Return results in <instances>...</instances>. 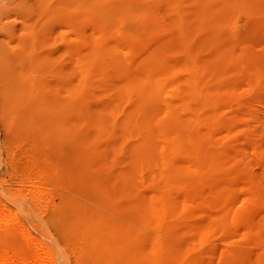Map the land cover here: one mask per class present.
Masks as SVG:
<instances>
[{
	"label": "rangeland",
	"instance_id": "rangeland-1",
	"mask_svg": "<svg viewBox=\"0 0 264 264\" xmlns=\"http://www.w3.org/2000/svg\"><path fill=\"white\" fill-rule=\"evenodd\" d=\"M99 1L0 0V264L43 248L48 264H95L82 245L90 214L142 233L161 146L191 185L169 196L185 204L160 232L188 249L174 264H264V0ZM172 113L199 118L195 142L165 141Z\"/></svg>",
	"mask_w": 264,
	"mask_h": 264
},
{
	"label": "bare ground",
	"instance_id": "bare-ground-1",
	"mask_svg": "<svg viewBox=\"0 0 264 264\" xmlns=\"http://www.w3.org/2000/svg\"><path fill=\"white\" fill-rule=\"evenodd\" d=\"M87 1V0H86ZM94 2H95V5L97 4V2H99L100 3V1L99 0H93ZM67 2H68V0H67ZM74 2V1H73ZM103 2H105V1H103ZM83 3V2H82ZM93 3V2H92ZM121 3V2H120ZM123 3H125V2H123ZM75 4V3H74ZM87 4H89V3H87ZM94 4V3H93ZM106 4V3H105ZM108 4V3H107ZM106 4V5H107ZM119 4V3H118ZM97 5H99V4H97ZM96 5V6H97ZM109 6H110V4H108ZM114 5V4H113ZM115 5H117V4H115ZM114 5V6H115ZM91 6V5H90ZM104 6V5H103ZM103 6H101V7H103ZM99 7H100V5H99ZM98 7V8H99ZM100 7V8H101ZM132 8V7H131ZM92 9V8H91ZM94 9V8H93ZM102 9V8H101ZM129 10V9H128ZM133 10H134V8H133ZM95 11V10H94ZM107 11V10H106ZM104 12H105V10H104ZM108 12V11H107ZM123 12V11H122ZM116 13V12H115ZM133 13V12H132ZM138 13V12H137ZM96 14H97V12H96ZM123 14V13H122ZM135 14V13H134ZM99 15V14H98ZM106 15H109L108 13L107 14H105V17H106ZM125 15V14H124ZM123 15V16H124ZM127 15H129L128 14V12H127ZM101 16V15H100ZM133 16V15H132ZM98 17V16H97ZM112 17V16H111ZM110 17V15H109V19L111 18ZM117 17V16H116ZM118 18H121V17H118ZM118 18H116V19H118ZM124 18V17H123ZM126 18V17H125ZM129 18V17H128ZM103 19V18H102ZM107 19V18H106ZM106 19H105V21H106ZM115 19V17H113V19H111V20H114ZM115 19V20H116ZM99 20V19H98ZM110 20V21H111ZM118 20H120V19H118ZM128 21V20H127ZM99 22H101V21H99ZM113 22V21H112ZM114 22H117V20L116 21H114ZM130 22V21H129ZM110 22L108 21V19H107V24H109ZM118 24H119V22H118ZM117 25V24H116ZM103 26V25H102ZM101 26V27H102ZM113 26H115V25H113L112 24V27ZM125 26V25H124ZM118 27V26H117ZM107 28H109V27H106V30H107ZM104 29V28H103ZM100 30V29H99ZM107 32H109V31H107ZM101 33V32H100ZM117 33V32H116ZM99 34V33H98ZM105 38V37H104ZM103 40V39H102ZM96 42V41H95ZM94 44V43H93ZM97 45V44H96ZM94 46H95V44H94ZM113 46V45H112ZM102 47V46H101ZM116 47V46H115ZM93 48V47H92ZM95 48H96V46H95ZM98 48V47H97ZM99 48H100V45H99ZM107 49V48H106ZM105 49V50H106ZM100 50V49H99ZM103 50V49H102ZM107 51V50H106ZM105 51V52H106ZM108 54V53H107ZM113 54V53H112ZM111 54V55H112ZM116 55V54H115ZM114 55V56H115ZM125 55V54H124ZM116 58H118V56L116 57ZM189 59V58H188ZM117 60V59H116ZM84 60H82V62H83ZM91 62V61H90ZM95 62H97V61H95ZM118 62V61H117ZM159 62H161V61H159ZM109 63V62H108ZM88 64H89V61H88ZM116 65V64H115ZM121 65V64H120ZM186 65V64H185ZM147 66V65H146ZM164 66V65H163ZM188 67V66H187ZM190 67V66H189ZM85 68H87V67H85ZM88 68H90V67H88ZM87 68V70H89ZM97 68V67H96ZM95 68V69H96ZM165 68H166V66H165ZM191 68V67H190ZM84 69V68H83ZM186 69V68H185ZM85 70V69H84ZM86 70V71H87ZM99 70V69H98ZM188 70V69H187ZM83 72V71H82ZM81 72V73H82ZM199 72V71H198ZM171 73H169V75H170ZM189 74V73H188ZM212 74V73H211ZM217 74V73H216ZM156 75V74H155ZM171 76V75H170ZM173 76V75H172ZM171 76V77H172ZM217 76H218V74H217ZM220 76V75H219ZM82 77H84V82L86 81V79H85V76H83V74H82ZM189 77H190V75H189ZM194 77V76H193ZM192 77V78H193ZM198 77V76H197ZM87 78V77H86ZM154 78V77H153ZM168 78V77H167ZM173 78V77H172ZM220 78V77H219ZM88 79V78H87ZM154 79H156V78H154ZM164 79V78H163ZM170 80H171V78H169ZM191 79V78H190ZM83 80V79H82ZM161 80V79H160ZM195 80V79H194ZM88 81V80H87ZM154 81V80H153ZM157 81V83L155 84V83H153L154 85H158V88H159V86H160V84H161V82H160V84L158 83V80H156ZM191 81V80H190ZM134 82H136V81H134ZM194 82V81H193ZM216 82H218V81H216ZM215 82V83H216ZM150 83V82H149ZM188 83V82H187ZM192 83V82H191ZM211 83V82H210ZM28 84V83H27ZM139 84V83H138ZM185 84V83H184ZM197 84V83H196ZM196 84H192V85H195L196 86ZM218 84H220V83H218ZM135 85H136V83H135ZM134 85V86H135ZM146 85H147V83H146ZM153 85V86H154ZM162 85V84H161ZM186 85V84H185ZM191 85V84H190ZM191 85V86H192ZM30 86V85H29ZM138 85H136V87H137ZM143 86V85H142ZM204 86V85H203ZM202 86V87H203ZM133 87V86H132ZM139 87V86H138ZM145 87V86H144ZM156 88H157V86H155ZM154 87V88H155ZM161 87V86H160ZM196 87H199V86H196ZM193 88H195V87H193ZM207 88V87H206ZM84 89H86V88H84ZM137 89V88H136ZM139 89H141V87L139 88ZM146 89V88H145ZM150 89V88H149ZM78 90V89H77ZM81 90H82V87H81ZM124 90H125V88H124ZM217 90V89H216ZM130 91V90H129ZM188 91V90H187ZM197 88H196V91H195V89H194V91H189V94L187 93V94H185L186 96L184 97V99H183V101L181 102L182 104H181V107H180V110H181V108L183 109V112H184V110H186V112L187 111H191V108L189 109L188 107H189V102L188 101H186L187 99H191V97H193V99H194V96L196 95V94H198V96H197V98L199 97V93H197ZM202 91V90H201ZM215 91V90H214ZM213 91V92H214ZM75 92V91H74ZM152 92H157V90L155 91L154 89L152 90ZM205 92V91H204ZM76 93V92H75ZM75 93H72V94H75ZM79 93H80V91H79ZM84 93V92H83ZM202 93V92H201ZM214 94V93H213ZM225 94V93H224ZM226 94H227V92H226ZM180 95H182V93L180 94ZM210 95V94H209ZM216 95V94H215ZM73 96V95H72ZM82 97V96H81ZM207 97V96H206ZM214 98H215V96H213ZM213 97H211V98H213ZM79 97H77L76 99H78ZM195 98H196V96H195ZM218 98V97H217ZM231 98V97H230ZM83 99V98H82ZM181 99V100H182ZM81 100V99H80ZM80 100H78V101H80ZM195 100V99H194ZM209 100V99H208ZM208 100H207V102H208ZM215 100H216V98H215ZM74 101H75V99H74ZM191 101V100H190ZM204 101V100H203ZM210 101V100H209ZM220 101V100H219ZM225 101V100H224ZM76 102V101H75ZM74 102V103H75ZM189 104H188V103ZM210 102H215V101H210ZM221 102V101H220ZM74 103H73V105H74ZM224 103V102H223ZM80 104V103H79ZM206 104V103H205ZM208 105V104H207ZM180 106V105H179ZM209 106V105H208ZM216 106V105H215ZM222 107V106H221ZM177 108H179V107H177L176 106V109ZM216 109V108H215ZM214 109V110H215ZM78 110H80V108L78 109ZM179 110V111H180ZM178 111V112H179ZM193 111V110H192ZM211 112V111H210ZM169 113H171V111L169 112ZM181 113H182V111H181ZM180 113V114H181ZM196 113H198L197 111H196ZM168 114V113H167ZM180 114L178 115L179 117L178 118H180ZM169 115V114H168ZM171 115V114H170ZM169 115V116H170ZM174 115V113H172V116ZM175 117L177 118V114H176V112H175ZM184 115H185V112H184ZM168 116V117H169ZM206 116V115H205ZM174 116H173V119H175L174 120V122H173V129H174V135H171V140H169L170 139V136H167V140L165 139V141L166 142H170L171 144H173L174 145V147L175 146H178V145H180V144H182V143H189V142H192V141H196L197 139H194V137L192 136H190V132L188 133L187 132V129H189V126H192V125H195V124H199V118H197V116L195 117H193V118H195V119H191L192 120V123L191 122H182L181 120H183L185 117H183V116H181L182 117V119L180 120V119H176ZM191 117V116H190ZM170 118H171V116H170ZM211 118V117H210ZM173 119H169V120H173ZM168 120V121H169ZM186 120H187V118H186ZM190 120V121H191ZM194 120V121H193ZM205 120V119H204ZM211 120V119H210ZM145 121V120H144ZM203 121V120H202ZM207 122V121H206ZM211 122V121H210ZM215 122V121H214ZM143 123V122H142ZM204 123V122H203ZM209 124V123H208ZM212 124V123H211ZM169 125L171 126L172 124H171V122L169 123ZM204 125H206V124H204ZM213 125V124H212ZM196 126V125H195ZM143 127V126H142ZM172 127V126H171ZM200 127V126H199ZM195 128V127H194ZM148 129V128H147ZM205 129V128H204ZM192 130V129H191ZM202 131H203V129H202ZM136 132V131H135ZM193 133V135H194V131L192 132ZM206 133V132H205ZM198 134V133H197ZM137 135V134H136ZM141 135V134H140ZM207 135V134H206ZM203 136V135H202ZM144 137V136H143ZM199 137L200 136H198V139H199ZM204 138V137H203ZM144 140V139H143ZM194 141V142H195ZM208 141V140H207ZM210 141V140H209ZM206 142V141H205ZM204 142V143H205ZM170 143H169V145H170ZM197 143H200V142H197ZM163 144H165V142L163 143ZM166 144H168V143H166ZM168 145V146H169ZM190 145V144H189ZM188 145V146H189ZM197 145H201V144H197ZM170 147V146H169ZM199 147V146H198ZM162 148H164V149H162ZM202 146H201V150H202ZM160 149H161V151H160ZM160 149H159V152H158V156H159V154H160V157L159 158H161L162 160L161 161H159V162H161L162 163V161H164L163 162V164H166L167 166H165V168H163V171L161 172V176H160V178H159V182H160V185L157 187V184H156V186L155 187H157L156 188V190L157 191H155L156 193H154L153 192V196H151L150 198H149V200L148 201H146V203L145 204H143L142 205V207H140V209H138L139 210V212H137L136 214H137V221H138V223L141 225L139 228H143V232L141 233V231H131V230H127V229H121V228H119L118 226H116L115 224H114V222H111L110 221V219H104V217H102L100 214H90L88 217H86V220L84 221V223H83V228L84 229H82V232H83V230H84V232L85 233H83L84 235H83V237H84V239L83 240H85V242L86 243H84L83 242V244L82 245H84V244H86V248H85V250H87L88 252H90L89 254H90V256L92 255L93 256V258L92 259H94L93 260V263H95V264H174L175 262H177L178 260H179V257H185V256H187L188 254V249L186 248L185 250H178L175 246H173L172 244H169L168 242H166V241H164L163 240V237L164 236H161L160 235V232H161V230L162 229H164V228H166L165 226H166V217L167 216H176V213L178 214V212H179V210H177V207H182V206H184V204L185 203H183L184 201H182L181 200V204H180V206H177L176 204H174V203H172L170 200H169V196L171 195V193L172 192H174V191H178V190H180V189H184L186 186H187V184H188V188H189V186H191L190 185V183H189V180H188V183H186L185 181H183L184 179L183 178H180L181 176L180 175H182V174H185L186 172H187V164H186V162H185V164H186V168H177V167H175V166H173V164H172V161H170L169 162V154H172L171 152L173 151H171L170 153H169V149L167 148L166 149V146H161L160 147ZM166 149V150H165ZM171 149V148H170ZM176 149H178V147H176ZM196 149H198V148H196ZM212 149V148H211ZM210 149V150H211ZM194 150V149H193ZM199 150H200V148H199ZM200 150V151H201ZM136 151V150H135ZM152 151V150H151ZM167 151V152H166ZM206 151V150H205ZM176 152H177V150H176ZM191 152V151H190ZM169 153V154H168ZM179 153V152H178ZM185 153V152H184ZM184 153H182V154H184ZM193 153V152H192ZM213 153V152H212ZM188 154H190V153H188ZM194 154V153H193ZM207 154V153H206ZM169 155V156H168ZM138 156V155H137ZM174 157H175V155H173ZM195 156H199V158H200V156H202L201 155V153L200 152H195ZM194 156V157H195ZM205 156H207V155H205ZM210 156H211V154H210ZM209 156V157H210ZM184 157V156H183ZM198 158V157H197ZM158 159V158H157ZM195 159H196V157H195ZM194 159V160H195ZM215 159H216V157H215ZM214 159V157H212V158H210L209 159V163L207 162V164H208V167L209 168H217L216 166H217V164H218V162H217V160H218V158H217V160H215ZM159 160V159H158ZM188 160V159H187ZM193 160V161H194ZM201 160V159H200ZM199 160V161H200ZM206 160V159H205ZM204 160V161H205ZM149 161V160H148ZM198 161V160H197ZM184 162V161H183ZM201 162V161H200ZM169 163L170 164H172V165H169ZM188 163V162H187ZM194 163V162H193ZM190 164V163H189ZM201 164V163H200ZM204 164V163H203ZM51 165V164H50ZM140 165V164H139ZM142 165V164H141ZM160 165V164H159ZM144 166H146V165H144ZM160 166H162V164L160 165ZM191 166V165H190ZM195 165H193V167H194ZM204 166V165H203ZM45 167V166H44ZM140 167V166H139ZM139 167H138V169H139ZM219 167H221L220 165H219ZM141 168H143V167H141ZM161 168V167H160ZM195 168H197V167H195ZM199 168V167H198ZM191 169V168H190ZM45 170V169H44ZM53 170V169H52ZM189 170V169H188ZM196 170V169H195ZM139 171V170H138ZM196 171H198V169L196 170ZM195 171V172H196ZM208 171V170H207ZM200 172V171H199ZM198 173V172H197ZM49 174V173H48ZM175 176H180L179 178H177V179H174V177ZM155 177V176H154ZM191 178H192V176H190ZM195 177V176H194ZM176 178V177H175ZM187 178H188V175H187ZM196 178V177H195ZM188 179H190V178H188ZM200 179V178H199ZM187 180V179H186ZM191 180V179H190ZM195 181V180H194ZM199 181V180H198ZM201 182V181H200ZM212 182V181H211ZM194 184H195V182H194ZM212 184H214V183H212ZM205 186V185H204ZM208 186V185H207ZM212 186V185H211ZM187 189V188H186ZM196 189V188H195ZM185 191V190H184ZM183 191V192H184ZM187 191V190H186ZM193 191V190H192ZM195 191V190H194ZM218 191H220V190H218ZM182 192V191H181ZM189 192V191H188ZM221 192V191H220ZM175 193V192H174ZM178 193H179V191H178ZM187 193V192H186ZM210 193H211V191H210ZM185 194V193H184ZM151 195H152V193H151ZM172 195H173V193H172ZM183 195V194H182ZM216 195V194H215ZM219 195V194H218ZM184 196V195H183ZM194 196V195H193ZM200 196V195H199ZM209 196V195H208ZM148 197V196H147ZM185 197V196H184ZM187 197V196H186ZM190 197V196H189ZM203 197V196H202ZM253 197V196H252ZM146 198V197H145ZM177 198V197H176ZM216 198V197H215ZM224 198V197H223ZM181 199H183L184 200V198H181ZM191 199V198H190ZM175 200V199H174ZM187 200V199H186ZM186 200H185V202H186ZM223 200V199H222ZM251 200V199H250ZM256 200V199H255ZM92 201V200H91ZM101 201V200H100ZM189 201V200H188ZM212 201V200H211ZM253 201V200H252ZM251 201V202H252ZM141 202V201H140ZM176 202V201H175ZM254 202V201H253ZM194 203H196V202H194ZM193 203V204H194ZM97 204V203H96ZM95 204V205H96ZM102 204H104V203H102ZM179 204V203H178ZM188 204V203H187ZM199 204V203H198ZM87 205H88V203H87ZM219 205V204H218ZM100 206V205H99ZM186 206V205H185ZM196 206V205H195ZM85 207V206H84ZM95 207V206H94ZM101 207V206H100ZM138 207V206H137ZM136 207V208H137ZM184 208V207H183ZM194 208V207H193ZM196 208V207H195ZM105 209V208H104ZM179 209V208H178ZM182 209V208H181ZM197 209V208H196ZM1 210V209H0ZM112 210V209H111ZM134 210H136V209H134ZM192 210V209H191ZM193 210H195V209H193ZM182 211V210H181ZM180 211V212H181ZM183 211H184V209H183ZM187 211H188V209H187ZM226 211V210H225ZM118 212V211H117ZM136 212V211H135ZM134 212V213H135ZM1 213V212H0ZM82 213H83V211H82ZM187 213V212H186ZM107 214V213H106ZM110 214V213H109ZM1 215V214H0ZM113 216H114V214H112ZM230 215H231V213H230ZM229 215V217H231ZM233 215H234V213H233ZM236 215V214H235ZM135 216V215H134ZM180 216H183V214L182 215H179V217ZM1 217H3V215L1 216ZM108 217H110V216H108ZM108 217H106V218H108ZM117 217V216H116ZM176 217H178V216H176ZM185 218H186V216H184ZM189 217V216H188ZM223 217V216H222ZM225 217V216H224ZM238 216H236V218H237ZM4 218H6L5 216H4ZM111 218V217H110ZM171 218V217H170ZM169 218V219H170ZM211 218V217H210ZM214 218V217H213ZM216 218V217H215ZM228 218V217H227ZM233 218H235V217H233ZM232 218V219H233ZM235 218V219H236ZM239 218V217H238ZM1 219V218H0ZM119 219V218H118ZM232 219H229V221H231L232 222ZM262 219H264V218H262ZM3 220V219H2ZM115 220V219H114ZM171 220V219H170ZM174 220H176L175 218H174ZM218 220V219H217ZM222 220H224L223 222H227L228 220L226 219V217L223 219L222 218ZM222 220H221V222H222ZM4 221V220H3ZM3 221H1V222H3ZM133 221V220H132ZM188 221V220H187ZM238 221H239V219H238ZM238 221H236V222H238ZM117 222V221H116ZM168 222V221H167ZM172 222H173V220H172ZM172 222H169V223H172ZM175 222V221H174ZM216 222V221H215ZM234 222V221H233ZM240 222V221H239ZM136 223V222H135ZM176 223V222H175ZM175 223H173V224H175ZM187 223V222H186ZM209 223V222H208ZM217 223V222H216ZM230 223V222H229ZM10 224V223H9ZM121 224H122V222H121ZM134 224V223H133ZM138 224V225H139ZM172 224V227L173 226H175V225H173ZM185 224V223H184ZM211 223H209V225H210ZM168 225V224H167ZM188 225V224H187ZM208 225V226H209ZM217 225V224H216ZM228 225V224H227ZM235 225V224H234ZM262 225H264V224H262ZM11 226V225H10ZM121 226V225H120ZM132 226V225H131ZM177 226H178V224H177ZM179 226H181L180 224H179ZM223 226H225V225H223ZM1 227V226H0ZM130 227V226H129ZM133 227L134 226H132V230H134L133 229ZM167 227H169V226H167ZM184 227V226H183ZM212 227H214L213 226V223H212ZM211 227V228H212ZM221 227V226H220ZM228 227V226H227ZM1 228H3V227H1ZM135 228V227H134ZM145 228L146 229H151V230H153L154 232L152 233V234H149V233H147L146 232V230H145ZM204 228V230H205V227H203ZM207 228V227H206ZM223 228H225V227H223ZM223 228H220V229H222V231H223ZM247 228V227H246ZM8 229V228H7ZM10 229V228H9ZM169 229H170V227H169ZM188 229V228H187ZM191 229V228H190ZM197 229V228H196ZM209 229V228H208ZM259 229V228H258ZM14 230V229H13ZM168 230V229H167ZM247 230V229H246ZM212 231V230H211ZM259 231V230H258ZM2 232H3V230H2ZM8 232V231H7ZM13 232H15V231H13ZM177 233H178V231H176ZM248 232V231H247ZM15 233H17V232H15ZM166 233H168V232H166ZM186 233V232H185ZM193 233H194V231H193ZM192 233V234H193ZM4 235H5V233H3ZM9 234V233H8ZM207 234V233H206ZM20 235V234H19ZM179 235V234H178ZM195 235V234H194ZM204 235V234H203ZM208 235V234H207ZM259 235V234H258ZM257 235V236H258ZM7 236V235H6ZM169 236V235H168ZM185 236V235H184ZM187 236V235H186ZM189 236V235H188ZM200 236V235H199ZM256 236V235H255ZM13 237V236H12ZM2 239V238H1ZM166 239V238H165ZM172 239V238H171ZM178 239V238H177ZM176 238H175V240H177ZM202 239V238H201ZM257 240V239H256ZM174 241V240H173ZM180 242V241H179ZM188 242V241H187ZM186 242V243H187ZM190 242V241H189ZM174 243V242H173ZM196 243V242H195ZM203 243V242H202ZM74 244V243H73ZM15 245V244H14ZM39 245V244H38ZM80 245V244H79ZM192 245V244H191ZM43 246V245H42ZM11 247V246H10ZM37 247H40V245L39 246H37ZM79 247V246H78ZM84 247V246H83ZM94 247H98V249L96 248V249H94ZM41 248H43V247H41ZM2 249V248H1ZM0 249V250H1ZM4 249V248H3ZM44 249V248H43ZM42 249V252H40L41 250H38L36 253H33L32 254V256H30V257H28V258H25V257H27L28 255H26V256H22L23 258H19L20 259V263L21 264H48V253H50L49 251H46L45 249L43 250ZM50 249V248H49ZM84 249V248H83ZM76 250V249H75ZM81 250V249H80ZM189 251H190V249H189ZM3 252V251H2ZM30 252V251H29ZM48 252V253H47ZM79 252V251H78ZM51 254H52V252H51ZM187 254V255H186ZM191 254V253H190ZM189 254V255H190ZM15 255H16V253H15ZM14 255V256H15ZM3 256V255H2ZM20 257H21V255H19ZM49 256H50V254H49ZM1 257V256H0ZM83 257V256H82ZM52 259V258H51ZM181 259V258H180ZM79 261H80V259H78ZM186 260V259H185ZM4 261V260H3ZM82 261V260H81ZM92 262V261H91ZM180 262V261H179ZM184 263H185V261H184ZM221 263H223V262H221ZM229 263V262H228ZM2 264V263H1ZM86 264H87V261H86ZM183 264V263H182ZM226 264V263H225Z\"/></svg>",
	"mask_w": 264,
	"mask_h": 264
}]
</instances>
